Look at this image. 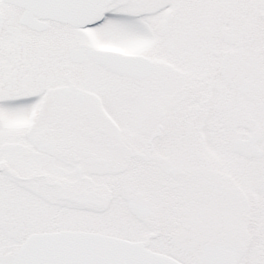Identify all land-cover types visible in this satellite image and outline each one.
<instances>
[{"label": "snow or ice", "instance_id": "1", "mask_svg": "<svg viewBox=\"0 0 264 264\" xmlns=\"http://www.w3.org/2000/svg\"><path fill=\"white\" fill-rule=\"evenodd\" d=\"M0 264H264V0H0Z\"/></svg>", "mask_w": 264, "mask_h": 264}]
</instances>
